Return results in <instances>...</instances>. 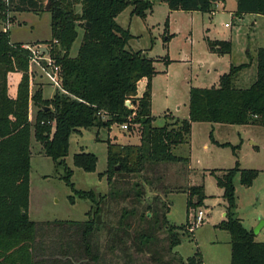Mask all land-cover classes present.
Masks as SVG:
<instances>
[{
    "label": "trees",
    "instance_id": "trees-1",
    "mask_svg": "<svg viewBox=\"0 0 264 264\" xmlns=\"http://www.w3.org/2000/svg\"><path fill=\"white\" fill-rule=\"evenodd\" d=\"M47 1L0 0V21L6 24L5 30H0V264H138L137 258L148 253L144 264H205L200 251L184 259L174 250L181 243L185 225L172 224L168 219L166 193L172 190L164 184L161 170L190 162L189 157L173 150L190 140L194 122L264 125V46L257 49L256 79L249 87H237L235 80L252 62L231 65L218 85L191 87L188 117L156 126L152 113L155 60L142 50L129 49L133 35L117 22V16L130 5L133 14L146 18L153 2L51 0L46 9ZM164 1L171 10L212 12L213 4L224 0ZM24 11H48L51 15V37L42 43L60 66V88L51 98L44 97L42 83L34 82L31 50L12 41L6 28L14 22L12 12ZM246 13L264 15V0H237L235 16ZM79 28L84 31L83 39L77 55L72 56ZM209 47L214 53L225 54L231 52L232 43L209 40ZM12 72L22 74L15 96L9 90ZM143 78L148 84L139 94ZM127 100L133 107L126 104ZM32 105L38 108L34 121ZM123 123L133 131L138 129L140 141L124 144L107 139L108 166L104 174L108 194L75 189L79 198L93 203L89 218L83 222L30 219L31 137L42 144L56 168L64 166L63 177L74 188L73 170L66 162L71 134L91 127L111 130L113 125ZM97 162L98 157L91 152L74 155V164L85 171H94ZM148 169L153 172L151 176L146 174ZM237 173L241 184L250 187L259 170L242 169L237 162L222 175L212 172L226 202V217L217 227L230 234L231 264H264V241H257L253 230L247 229L237 214ZM154 181L159 183L152 186ZM121 184L129 187L122 188ZM147 187L157 188L150 202L145 201ZM161 189L163 194L155 192ZM120 198L130 199L133 208L123 207L115 222L105 219L103 205ZM206 198L204 184L191 185L187 189V210L202 206ZM140 207L138 217L144 224L132 233L130 220ZM161 231L166 233V246L160 245ZM103 236L105 243L100 242Z\"/></svg>",
    "mask_w": 264,
    "mask_h": 264
},
{
    "label": "rangeland",
    "instance_id": "rangeland-1",
    "mask_svg": "<svg viewBox=\"0 0 264 264\" xmlns=\"http://www.w3.org/2000/svg\"><path fill=\"white\" fill-rule=\"evenodd\" d=\"M150 1L153 2V9L146 11V18L136 14L130 16L133 10L130 5L120 13L117 22L125 28L127 24L131 25L133 37L128 48L142 50L155 60L157 73L152 79L154 125L162 126L166 122L174 123L177 119L188 117L191 87L218 85L220 76L228 72L231 65L252 62L239 73L235 80L237 87L247 88L255 81L257 49L264 46V24L261 21L253 23L258 16L246 13L236 17L237 0H226L225 6L213 4L212 10L215 14L211 11L171 10L164 0ZM78 10H81L80 5ZM12 15L14 22L6 26L11 30L12 41L36 47L50 39L51 15L48 11L40 14L33 11L12 12ZM227 23L229 26H226ZM5 25L0 21V30H5ZM83 33V29L79 28V35L71 49L72 56L78 53ZM215 39L230 40L231 52H212L209 40ZM31 68L36 72L34 82L42 83L44 97L51 98L55 86L51 85L48 76L36 64H31ZM21 77L19 72L10 73V92H17ZM147 84L148 80L140 81L138 91L143 93ZM32 88L34 90L36 86ZM37 110L36 105L31 106L32 121L36 118ZM108 138L124 144L140 141L137 128L134 131L129 128L122 129L120 124L113 125L111 130L91 127L71 134L66 162L73 170V188L63 177L64 166L56 168L53 159L44 153L42 144L34 136L31 137L30 219L36 222H83L89 218L93 203L88 199L79 198L75 189H92L101 194H108L109 185L104 174L108 166ZM81 151L94 153L98 157L94 171H85L74 164V155ZM173 151L177 155L190 158L189 163L179 162L161 170L164 184L172 190L166 193V201H169L170 205L168 219L172 224L185 225V231L181 232L180 236L181 243L175 247V252L186 259L200 251L205 264H231L230 234L217 227L226 217V202L223 190L217 185L212 172L222 175L227 169L234 168L237 162L242 169L259 170L252 186L241 184L240 173L235 176L234 183L238 216L247 229L253 230L257 241H264V224L258 232L255 231L258 224L264 220V125L194 122L190 140L180 144ZM146 174L151 176L153 172L148 169ZM154 182L152 186L159 183ZM200 184L205 185L207 198L202 206L187 210V189L191 185ZM121 187L129 186L121 184ZM147 188L145 201L150 202L154 195L153 189L157 188ZM155 192L164 193L163 189ZM132 205L128 198L107 202L103 205V216L115 222L116 215H121L122 208L126 206L132 209ZM200 209L204 210L205 215L203 220L196 224V215ZM140 210L141 207L137 215L130 220L132 233L144 224L138 217ZM159 236L160 245L166 246V233L161 231ZM105 240L103 236L100 242L105 243ZM147 257L149 253L137 258V263L144 264L148 260Z\"/></svg>",
    "mask_w": 264,
    "mask_h": 264
},
{
    "label": "built area",
    "instance_id": "built-area-1",
    "mask_svg": "<svg viewBox=\"0 0 264 264\" xmlns=\"http://www.w3.org/2000/svg\"><path fill=\"white\" fill-rule=\"evenodd\" d=\"M226 26H229L227 23ZM26 48H29L32 52V64H36L38 67L41 68V70L48 76L49 81L51 85L55 86V90L60 88V78H59V72H60V66L56 63V60L53 59L51 56H48V53H42L41 47L45 46L46 44H40L36 47H31L30 45H24ZM44 61V62H43ZM130 101V100H127ZM129 107H133L132 102ZM122 129H127L128 124L123 123L120 124ZM205 212L204 210L200 209L197 212L195 222L196 224L200 223L204 218Z\"/></svg>",
    "mask_w": 264,
    "mask_h": 264
},
{
    "label": "crops",
    "instance_id": "crops-1",
    "mask_svg": "<svg viewBox=\"0 0 264 264\" xmlns=\"http://www.w3.org/2000/svg\"><path fill=\"white\" fill-rule=\"evenodd\" d=\"M225 1L226 0H224V1H220V2H217L215 5L216 6H218V5H220V6H222L223 4V6H225ZM236 9H237V2H236V7H235ZM234 8V9H235ZM235 9V10H236ZM233 12V10H231V12L230 13H232ZM212 14H215V11H212L211 12ZM121 14H122V12H121ZM121 14H119L118 16H120ZM252 14V16H258V17H255V19H254V21H253V23L255 24V23H257L258 21H261L262 22V24H264V15H261V14H255V13H251ZM134 14H133V10H132V12H131V14H130V16H133ZM118 16H117V19H118ZM260 18V19H259ZM118 21V20H117ZM119 23V22H118ZM120 24V23H119ZM120 25H122V24H120ZM123 27H125V26H123ZM130 27H131V25L130 24H127V27L126 28H129L130 29ZM10 32H11V30H10ZM37 41V40H36ZM262 47V46H261ZM259 48V47H258ZM20 73V72H19ZM20 75H22L21 73H20ZM145 81L146 82V80H147V78H143V79H141L140 81ZM10 94L12 95V96H15L16 95V93H12V92H10ZM139 94H142V92H140L139 91ZM255 183V182H254ZM225 210H226V207H225ZM224 210V211H225ZM226 212V211H225Z\"/></svg>",
    "mask_w": 264,
    "mask_h": 264
},
{
    "label": "water",
    "instance_id": "water-1",
    "mask_svg": "<svg viewBox=\"0 0 264 264\" xmlns=\"http://www.w3.org/2000/svg\"><path fill=\"white\" fill-rule=\"evenodd\" d=\"M50 5H51V0H48V1H47V5H46V9H48V8L50 7ZM87 26H90V23H87ZM41 52H42V53H48V49H47V47L42 46V47H41ZM130 103H131V101H127V102H126L127 105H130ZM47 108H48V107H47ZM117 168H119V167L117 166ZM224 215H226V212L224 213ZM263 224H264V220H262V221L258 224V226L256 227L255 231L258 232V231L262 228Z\"/></svg>",
    "mask_w": 264,
    "mask_h": 264
}]
</instances>
